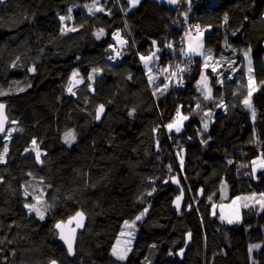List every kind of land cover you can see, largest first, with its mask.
Returning a JSON list of instances; mask_svg holds the SVG:
<instances>
[{
	"label": "trees",
	"instance_id": "obj_1",
	"mask_svg": "<svg viewBox=\"0 0 264 264\" xmlns=\"http://www.w3.org/2000/svg\"><path fill=\"white\" fill-rule=\"evenodd\" d=\"M121 12L115 0H0V100L9 102L16 125L7 146L0 142V264H145L150 249L157 253L153 264H249L232 248L238 224L250 241L262 242L252 264H264V208H244L229 230L213 210L224 181L231 197L264 192V168L254 173L252 165L264 156V0L194 1L192 19L206 29L204 46L220 58L218 72H207L210 100L223 106L213 118L194 104L200 56L167 91L169 72L153 67L155 78L147 77L141 55L176 41L182 30L160 20L149 0ZM125 21L126 52L110 62L113 33ZM249 49L256 85L251 110L244 104ZM174 54H160L171 69L180 61ZM70 66L100 73L71 92L69 75L58 73ZM179 112L188 118L170 131ZM70 130L77 139L71 147L63 141ZM33 141L40 159L29 150ZM32 175L49 187L45 219L25 207L30 197L23 184ZM174 176L186 195L182 213L172 206L180 193ZM78 212L86 224L71 255L56 224ZM139 214L127 258L115 257L124 222Z\"/></svg>",
	"mask_w": 264,
	"mask_h": 264
},
{
	"label": "rangeland",
	"instance_id": "obj_2",
	"mask_svg": "<svg viewBox=\"0 0 264 264\" xmlns=\"http://www.w3.org/2000/svg\"><path fill=\"white\" fill-rule=\"evenodd\" d=\"M100 9L99 6H97L95 8V10ZM122 19V16H118L117 17V21H120ZM126 23V21H125ZM206 32V29H200L198 33L193 34L191 33V36L193 35H198L201 34L200 39H202V36L204 37V34ZM118 34V35H117ZM113 38H114V43L111 45V49H110V53H113L112 55L115 57V60L118 61L119 58H121L124 53L126 52V48L128 46V40L130 38V32L129 29L127 27V23H126V28L121 30V29H117L114 33H113ZM121 41H124V43H121ZM189 46H190V42H189ZM202 46H203V41H202ZM189 49V47H188ZM160 49H157L156 44L154 45L153 49L148 53V54H143L141 55V57H151V59L147 60V63H145V60L142 59L143 64L146 68V74L148 79L152 82V80L155 78V74H154V58L156 56V54L159 52ZM109 53V54H110ZM117 53H119V55H117ZM191 53V51H190ZM214 53L215 51H212L210 49H208L207 47L203 46V53L200 54V57L202 58V63H203V70L201 72H203L201 74V77L198 81V83L196 84V88L198 90V95L197 98H195V105L198 106L199 110L201 111V115H207L209 114L208 118H213L214 114L217 113L218 110H220L223 106L220 102L216 103V105L213 103L211 99L212 96V85L210 82V77L208 75L207 72H218L217 68H218V61L219 59H217L216 57H214ZM193 56L197 55V54H193L191 53ZM199 56V55H198ZM249 56L251 58V54L249 53ZM244 64H245V71L246 74L248 75L249 78V90L250 88H252V84L255 83V79H254V72L253 71V66H252V61H251V72H249V63H248V58L245 56L244 53ZM112 60V59H111ZM115 61V62H116ZM213 69H215V71H213ZM210 70V71H208ZM58 73L61 74H68L69 75V81H68V90L69 88H71V92H74L75 89L78 87V85L85 79V78H89L91 80H94L95 77L100 73L99 69H95V68H86V67H78V66H70L66 69H60L58 70ZM73 73H77V75L74 77ZM79 81V82H77ZM206 81L207 83V88L211 89L210 95L208 93V90L206 88H204V82ZM256 88V85H255ZM254 89V88H253ZM255 90V89H254ZM254 90L252 92H254ZM206 96L208 98H206ZM249 97H247L246 99H248ZM250 101H251V97H250ZM251 105H252V101H251ZM247 107V106H246ZM210 108V109H209ZM247 109H252L247 107ZM183 117H187L186 115H184L182 112H179L177 114V117L175 118L174 121L170 122L167 124L168 125L172 124L174 125L171 129H168L170 131H176V127L178 126L180 129H182L183 127V123L185 120L187 119H182ZM204 124L203 123V132L206 133L208 130L204 128ZM208 125V124H207ZM15 124L13 122V124L10 126L8 133L6 135V137L4 138V145L7 146V144L9 143V139L11 138L12 134L15 131ZM71 132L74 135V139H71V142H68L65 140V134L63 136V141L65 142V144L69 147L73 146L77 139H76V133L74 130H70L67 133ZM203 134V133H202ZM6 148V147H5ZM29 150L35 152L37 154V152L40 153L39 155V159L42 155V151L37 147L36 144H32V146L29 148ZM253 161H256V163L254 164ZM261 161H264V156L263 155H258L256 157L253 158L252 160V165H253V171L254 173H256L259 169H261L262 167H260V163ZM24 189H25V193L27 192L26 196H29L30 199L26 202L27 204H34L36 205L43 213H44V218L46 217V206L44 203L45 200V196L47 194V191L49 190L48 185L40 178H37L35 176H31L29 178V180L25 181L24 184ZM261 194H264V192H250V193H245V194H240V195H235V196H230L229 195V190H228V186L226 184V182H223V185L220 189V196L219 198H217L214 202V207L213 210L218 214L220 223L222 224L223 228H226L227 230H229L230 226L233 223H236L238 221H240V219L242 218V212L244 208H256L258 209V211H261L264 207L261 206V202H264V196H262ZM239 198V199H237ZM251 198V199H249ZM196 203V202H195ZM247 204L248 206L245 207L244 205ZM195 206L197 207V203L195 204ZM194 206V207H195ZM26 209L29 212H33L35 214L36 211L32 210L30 211L27 207ZM141 218V214L138 215ZM137 216V217H138ZM239 217V219L237 220L236 217ZM137 217H135L134 219H127L122 228L121 231L113 245V248L111 250V253L115 256L118 257L120 259H126L134 242L135 239L138 235V230H139V226H138V220ZM221 217H224V219H222ZM231 219L233 220L232 223H228V220ZM232 228H236L232 231V239H233V246L232 248L234 250H238L241 253H243L246 257L247 260L249 262V264H252L255 262V258H254V254L256 251H258L261 247H262V242L261 241H257V242H253L250 241L246 235V229L241 226L240 224L233 226ZM252 245H258L259 247H255L252 248L250 251V246ZM113 249H115V253L113 252ZM156 250H151L148 252L147 257L145 259V264H153V262L155 261L156 258ZM121 256L123 258H121Z\"/></svg>",
	"mask_w": 264,
	"mask_h": 264
},
{
	"label": "built area",
	"instance_id": "obj_3",
	"mask_svg": "<svg viewBox=\"0 0 264 264\" xmlns=\"http://www.w3.org/2000/svg\"><path fill=\"white\" fill-rule=\"evenodd\" d=\"M5 1V0H2ZM119 3L120 9H122V16L124 17V13L130 8V3L128 0H115ZM194 1L195 0H177L175 5V11L172 17L169 18V26L173 28H177L182 30V35L178 37L175 41L168 40L165 42V45L160 48L159 52L156 54L154 58V67L163 70L165 74L167 72L168 75L165 77L163 90L167 91L176 86L180 80V72H186L188 67L193 63V55L190 53L188 49V37L191 33L196 34L199 32L200 25L197 21H193V10H194ZM122 2L128 3L125 10L122 8ZM171 27V28H172ZM175 53L180 59L179 63L171 69L170 65L167 63L165 64L160 60V54H171ZM188 53V55H185ZM110 53L108 56V60L110 62H115V57ZM112 59V60H111ZM189 65L188 67H186ZM182 84V82H181Z\"/></svg>",
	"mask_w": 264,
	"mask_h": 264
},
{
	"label": "water",
	"instance_id": "obj_4",
	"mask_svg": "<svg viewBox=\"0 0 264 264\" xmlns=\"http://www.w3.org/2000/svg\"><path fill=\"white\" fill-rule=\"evenodd\" d=\"M0 104H2L4 106L2 109H0V129H2V130H0V142H1L4 139V137L6 136L13 120L9 114V102L4 101V100H0ZM176 181H178V183ZM172 182L176 188L180 189V193L177 194L173 199L172 206L178 213H182L184 210V206L186 204L185 191L182 188V185L180 183L178 176H174L172 178ZM177 197H181L179 207H177V205H176V198ZM190 207H191V205H188L187 210H189ZM78 213H82V212H78ZM78 223L81 224L82 226H78ZM57 224L61 225L60 228L56 227L59 231L60 239L64 242L67 249H68V243L66 242V240H70L72 242L73 252L71 253V255H74L76 235L78 232H80L84 228V226L86 224L85 215L83 214V219L80 220V218L77 217V214H75L74 216L68 218L66 221H60ZM62 236L64 238H62ZM190 243H191V238L189 235L184 247L179 251L180 257H184L187 249L190 246ZM53 261H55L56 264H58L57 260H53ZM51 262H50V264H51Z\"/></svg>",
	"mask_w": 264,
	"mask_h": 264
},
{
	"label": "snow or ice",
	"instance_id": "obj_5",
	"mask_svg": "<svg viewBox=\"0 0 264 264\" xmlns=\"http://www.w3.org/2000/svg\"><path fill=\"white\" fill-rule=\"evenodd\" d=\"M95 2H96V0H94V4H95ZM139 2H140V0H129V3H130L131 6H135V5H137ZM168 2L174 4V3L177 2V0H168ZM97 10H102V9H97ZM91 11H92V8L89 7V12H91ZM69 12H71V9H69ZM68 18L70 19L71 17H68ZM64 19H65L64 17H61V20H64ZM225 19H227V16H225ZM72 30H75V29H72ZM100 35H103V30H101V31L97 34L98 38H99ZM117 35H118V34H117ZM121 43H124V41H121ZM154 43H155V42H154ZM197 50H198V49L190 48L189 51L194 52V51H197ZM250 51H251V50L249 49L248 52H245V56L248 58L249 72H251V67H250V66H251V58H250V56H249ZM117 55H119V53H117ZM185 55H188V53H185ZM141 59L145 60V63H147V60L151 59V57H141ZM213 71H215V69H213ZM76 75H77V73H73V76H74V77H75ZM77 82H79V81H77ZM204 88H206V89L208 90V93H209V95H210L211 89H208V88H207V83H206V81L204 82ZM253 90H254V89L250 88V90H249V92H248V97H249V98H248V99H245V101H244V104H245L247 107H249V108L252 107V105H251V101H250V97H251V95H252V91H253ZM69 91H71V88H69ZM2 94H3V93H0V95H2ZM206 98H208V97L206 96ZM3 107H4V106H3L2 104H0V109H2ZM103 111H104V106L101 105V106L99 107V109H98V112H97V119H99V115H100V113H102ZM254 116H255V111L253 110V117H254ZM182 119H187V117H183ZM173 126H174V125H172V124L168 125L169 129H171ZM207 127H208V125H207V123H205V124H204V128L207 129ZM0 130H2V129H0ZM175 130H176V131H179L180 128L177 126ZM74 138H75V137H74V135H73L71 132L65 134V140L68 141V142H71V139H74ZM33 144H35V141H33ZM39 155H40V153L37 152V159H39ZM253 163L255 164L256 161H253ZM259 166L262 167V168H264V161H261V163H260ZM176 182L178 183V181H176ZM25 194L27 195V192H26ZM261 195L264 196V194H261ZM237 199H239V198H237ZM249 199H251V198H249ZM180 200H181V197H177V198H176V205H177V207H179ZM244 206L247 207L248 205L245 204ZM261 206L264 207V202H261ZM25 207H27L30 211L35 210L36 213H37V215L40 216L41 219L44 218V213H43V212H42V211H41L36 205H34V204H27V205H25ZM77 217H79L80 220H82V219H83V213H77ZM221 218L224 219V217H221ZM137 219H140V217L138 216ZM236 219L238 220L239 217L237 216ZM228 222H229V223H232L233 220L229 219ZM78 226H82V225L78 223ZM56 227H57V228H60L61 225H60V224H57ZM73 231H74V230H73ZM62 238H64V237L62 236ZM66 242L68 243V252L71 254V253L73 252V244H72V242H71L70 240H66ZM255 247H259V246H258V245H252V246H250V251H251L252 248H255ZM113 252L115 253V249H113ZM121 258H123V257L121 256ZM51 264H56V262H55V261H52Z\"/></svg>",
	"mask_w": 264,
	"mask_h": 264
},
{
	"label": "crops",
	"instance_id": "obj_6",
	"mask_svg": "<svg viewBox=\"0 0 264 264\" xmlns=\"http://www.w3.org/2000/svg\"><path fill=\"white\" fill-rule=\"evenodd\" d=\"M149 1L154 5L156 15L160 20H167L170 18V16H172L174 14L176 3H174V4L169 3L168 0H149ZM217 1L218 0H212L213 3H216ZM128 2H129V0H128ZM140 2H141V0H140ZM137 5H135V6H137ZM135 6H133V7H135ZM200 36H201V34H198L197 36L196 35H194V36L190 35L188 37L189 50H190V48L198 49L197 51H194V52L191 51V53L197 54L199 56L201 53H203V46H204V37L202 36V39H200ZM202 41H203V46H202ZM189 42H190V46H189ZM251 73H253V72H251ZM253 88L255 89V83L252 84V89Z\"/></svg>",
	"mask_w": 264,
	"mask_h": 264
},
{
	"label": "bare ground",
	"instance_id": "obj_7",
	"mask_svg": "<svg viewBox=\"0 0 264 264\" xmlns=\"http://www.w3.org/2000/svg\"><path fill=\"white\" fill-rule=\"evenodd\" d=\"M7 133H8V132H7ZM6 135H7V134H6ZM5 137H6V136H5ZM5 137H4V138H5ZM3 140H4V139H3Z\"/></svg>",
	"mask_w": 264,
	"mask_h": 264
}]
</instances>
